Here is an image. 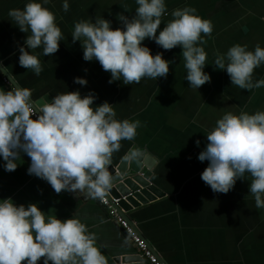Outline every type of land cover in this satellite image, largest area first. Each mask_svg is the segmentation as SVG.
I'll list each match as a JSON object with an SVG mask.
<instances>
[{"label": "crops", "instance_id": "1", "mask_svg": "<svg viewBox=\"0 0 264 264\" xmlns=\"http://www.w3.org/2000/svg\"><path fill=\"white\" fill-rule=\"evenodd\" d=\"M26 2L0 0V87H10L3 81L5 75L12 85L31 89L33 101L61 92L79 90L85 95L92 91L97 97L94 105L108 101L117 119L141 122L135 138L122 140L113 155L120 160L139 147L157 158L150 180L163 196L133 208L127 219L165 264H264V209H257L248 194L250 177L245 173V180H237L226 194L214 193L200 179L208 162L197 159L207 143L205 135L224 113L264 110V87L248 91L231 85L226 72L216 70L213 63L217 52L225 53L237 43L249 50L257 44L264 47V0H165L169 14L162 15L161 28L172 19L173 9L185 6L195 8L213 26L202 45L207 53L204 71L211 79L198 90L185 80L179 46L164 50L145 39L142 43L153 55L162 53L175 62L170 63L166 77L142 78L132 85L108 83L110 73L98 62L82 59L80 42L71 39L74 22L104 17L113 29L122 27L117 15H133L135 0H68L67 12L61 8L62 0H51L46 7L56 14L63 41L51 56L38 55L42 71L35 75L18 63L19 46L27 34L7 16L9 9H22ZM33 51L40 53L42 48ZM75 77L86 78L87 84L74 83ZM262 78L264 64L253 73L254 80ZM196 140L201 141L199 147ZM22 158L24 163L12 172H6L0 160V198L37 203L45 212L55 208L60 219L74 213L95 234L108 264H149L104 205L82 193H55L47 182L27 174L30 158Z\"/></svg>", "mask_w": 264, "mask_h": 264}, {"label": "clouds", "instance_id": "2", "mask_svg": "<svg viewBox=\"0 0 264 264\" xmlns=\"http://www.w3.org/2000/svg\"><path fill=\"white\" fill-rule=\"evenodd\" d=\"M51 0H27L23 8L9 9L11 23L26 33L19 46L18 63L35 75L42 71L38 55L51 56L63 41L56 14L46 5ZM131 16L117 15L122 27L113 29L104 17L74 22L72 42H80L82 59L96 61L110 73L108 83H139L142 78L159 79L169 73L170 63L162 53L153 55L142 42L153 40L164 50L179 46L188 86L198 90L210 75L204 71L207 53L204 36L212 33L211 21L190 6L171 11L172 19L161 28L169 13L165 0H135ZM64 12L68 0H62ZM159 30V31H158ZM203 34V35H202ZM42 48V52L33 50ZM214 68L223 70L230 84L244 90L264 87V78L254 80V69L264 64V47L234 44L215 54ZM81 86L86 78L75 77ZM94 92H61L34 108L32 90L10 85L0 87V160L6 172L30 158L27 174L47 182L55 193H82L103 200L111 189L109 165L122 140H133L139 120L117 119L114 105H94ZM207 143L197 159L207 161L200 179L214 193H228L237 180L250 177L249 190L257 209H264V110L226 112L207 132ZM199 147L200 140L195 141ZM139 149L125 154L135 160ZM55 208L42 211L37 203L17 204L12 197L0 198V264H108L96 236L74 213L66 219Z\"/></svg>", "mask_w": 264, "mask_h": 264}, {"label": "water", "instance_id": "3", "mask_svg": "<svg viewBox=\"0 0 264 264\" xmlns=\"http://www.w3.org/2000/svg\"><path fill=\"white\" fill-rule=\"evenodd\" d=\"M45 97L49 102L51 101L49 95H44L34 100V106L37 109L40 107V104L43 103ZM135 149H139L141 152V155L135 160H126L124 159L125 155L122 159L118 160V158L115 159V155H113L112 162L109 165L110 174L114 179L112 187L108 190L106 195L111 200H116L115 206L118 212L126 218H129L127 213L133 208L163 196V192L150 180L157 158L152 156L146 149L139 147ZM83 196L87 197V195L84 194ZM95 200L102 205L98 199ZM123 231L125 230L123 229ZM122 260H129V257H124Z\"/></svg>", "mask_w": 264, "mask_h": 264}, {"label": "built area", "instance_id": "4", "mask_svg": "<svg viewBox=\"0 0 264 264\" xmlns=\"http://www.w3.org/2000/svg\"><path fill=\"white\" fill-rule=\"evenodd\" d=\"M3 81L9 86L12 85L9 78L5 75H3ZM34 108L37 109L35 106ZM99 202L106 207L109 216L125 230L142 258H144L149 264H165L130 221L118 212L115 206V199L111 200L105 195L104 199L99 200Z\"/></svg>", "mask_w": 264, "mask_h": 264}]
</instances>
